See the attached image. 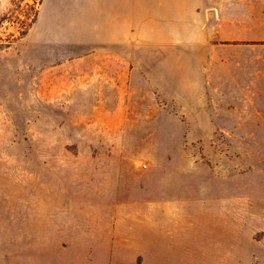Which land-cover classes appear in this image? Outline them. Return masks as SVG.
<instances>
[{"label":"rangeland","instance_id":"1","mask_svg":"<svg viewBox=\"0 0 264 264\" xmlns=\"http://www.w3.org/2000/svg\"><path fill=\"white\" fill-rule=\"evenodd\" d=\"M77 6L0 0V264H71L64 245H95V264H264L259 91L212 88L205 42L48 29L86 20ZM165 219L170 245L124 242Z\"/></svg>","mask_w":264,"mask_h":264},{"label":"crops","instance_id":"2","mask_svg":"<svg viewBox=\"0 0 264 264\" xmlns=\"http://www.w3.org/2000/svg\"><path fill=\"white\" fill-rule=\"evenodd\" d=\"M77 1L78 9L86 10L80 16L87 19L63 24L51 19L48 29L55 35L107 43H208L209 53L201 66L217 84L212 88L259 91L254 105L264 114V0L261 8L249 7V2L224 4L223 0ZM193 27L200 33H192ZM110 76L121 84L125 70L119 66ZM124 236L126 245H170V220L157 222L152 231H127ZM64 249L81 251L67 259L71 264H95V245H64ZM107 260L109 264V256Z\"/></svg>","mask_w":264,"mask_h":264},{"label":"trees","instance_id":"3","mask_svg":"<svg viewBox=\"0 0 264 264\" xmlns=\"http://www.w3.org/2000/svg\"><path fill=\"white\" fill-rule=\"evenodd\" d=\"M23 34H24V32H23Z\"/></svg>","mask_w":264,"mask_h":264}]
</instances>
